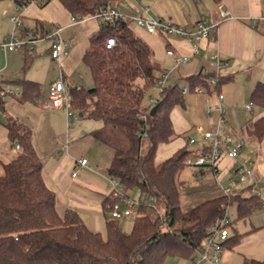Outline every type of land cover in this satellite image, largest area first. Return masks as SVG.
Wrapping results in <instances>:
<instances>
[{
	"label": "crops",
	"instance_id": "1",
	"mask_svg": "<svg viewBox=\"0 0 264 264\" xmlns=\"http://www.w3.org/2000/svg\"><path fill=\"white\" fill-rule=\"evenodd\" d=\"M12 3L16 8L9 5L1 14L0 40L14 32L20 38H26L30 34L38 35L61 27L62 36L73 42V49L64 61L68 63L70 72L78 70L86 82V85L84 82L81 85L78 81L71 80L60 67L66 87H92L93 79L83 62V56L91 36L99 31L101 24L98 22L97 26H93L86 24L87 21L72 23V14L60 0H51L44 6L32 3L24 8ZM113 7L128 18L148 14L184 26H193L201 20L215 25L210 36L199 42V53H195V40L164 33L153 35L129 19L135 34L153 51V59L158 68L156 77L162 72H170L168 87H190L189 77L201 73L211 76L219 74L226 79L219 88V94L224 96L222 126L219 125V112L208 113V104L212 107L218 104L214 90H207L204 94H186L185 105L177 106L171 112L175 137L158 147L155 163L162 164L183 148L194 152L197 148L189 144V138L199 139V128L216 131L222 127L225 131L240 136L244 140V147L237 160L224 158L217 171L209 167L194 169L199 172L200 179L211 177L208 183L202 181L206 186L200 192L202 198H206L203 201L222 196L223 189L230 187L234 194H256L261 202L259 209L243 219L238 217V206L233 205L235 217L232 219L228 215L232 223L230 235L242 237L238 244L232 247L226 245L220 264L264 261V138H252L249 132L252 125L264 117V109L256 104L253 111L246 108L252 102L251 94L256 85L264 83V0H120ZM225 10L231 12L232 17L224 20L221 11ZM14 11L21 21L17 27L11 21L16 15L12 16ZM42 43L35 44L29 50H0V88L10 92L3 99L0 110V176L4 174V164L12 162L20 151L16 148L18 143L12 144L6 127V122L12 118L32 130L33 146L43 161V177L47 186L57 195L58 213L64 216L67 210L72 209L90 229L101 232L106 229V216L110 217L109 212H105L104 201L109 196L107 169L113 154L109 163L101 165L102 170L98 171L100 156L106 151V145L91 135L94 130L89 134L86 145L79 144L82 139L88 138L83 126H70L71 118H68L63 109L46 108L50 86L60 75L55 69L58 62L51 57L49 42ZM76 50L79 52V59L74 55ZM170 50L175 55H169ZM178 56L189 58V61L180 63ZM22 81L37 84L38 90L32 89L25 94ZM159 96L156 87L151 89L144 102L145 106L150 105L151 98L157 99ZM97 125L96 130L102 128L100 122ZM86 148L90 156L84 152ZM82 158L88 159V167H78L76 161ZM242 163L253 164L254 183L241 184L235 177L234 165ZM76 170L77 177L74 178L72 174ZM184 170L180 181L185 185L186 182L182 179ZM220 178L226 182H234L235 186H224ZM198 259L199 254L193 259L168 258L165 264H209L205 261L198 262Z\"/></svg>",
	"mask_w": 264,
	"mask_h": 264
},
{
	"label": "trees",
	"instance_id": "2",
	"mask_svg": "<svg viewBox=\"0 0 264 264\" xmlns=\"http://www.w3.org/2000/svg\"><path fill=\"white\" fill-rule=\"evenodd\" d=\"M3 1L6 0H0V4ZM10 1L24 8L32 3L44 6L51 0ZM119 1L60 0L73 17L113 7ZM131 23L121 19L115 26L101 24L83 56L93 86L69 90L74 111L103 123L91 135L113 151L108 175L120 180L127 192L138 189L140 195L155 199L164 221L145 204L130 232L123 231L118 220L106 216L104 236L90 229L72 209L61 216L57 195L43 177V161L33 146L31 128L10 118L6 127L11 142L18 143L21 150L12 162L4 164V174L0 176V264H165L168 258L193 259L204 249L211 228L228 218L231 206H238L241 219L261 207L256 194H223L187 211L182 209L180 192L184 184L180 176L193 151L183 148L160 165H156L155 158L158 147L175 137L171 112L185 105V94L178 85L167 87L157 100V111L151 115L150 106L144 102L155 87L158 68L152 49L135 34ZM110 37L115 38L116 44L108 49ZM214 76H190V91L195 93L199 86L210 91L209 80ZM225 81L218 76V93ZM21 83L25 94L38 90L35 83ZM251 100L264 109V83L256 85ZM249 132L252 138H264V117ZM111 202L112 198L107 196L106 213ZM227 227L230 230L232 223ZM241 237L230 235L224 247L238 244Z\"/></svg>",
	"mask_w": 264,
	"mask_h": 264
},
{
	"label": "built area",
	"instance_id": "3",
	"mask_svg": "<svg viewBox=\"0 0 264 264\" xmlns=\"http://www.w3.org/2000/svg\"><path fill=\"white\" fill-rule=\"evenodd\" d=\"M222 19H229L232 17L231 12L225 10L221 11ZM121 19H131L139 26L144 27L150 34L156 35L158 33H164L168 35H176L185 39L195 40L197 43L194 45V52L199 53L200 45L203 39H207L214 26L212 23L201 20L193 26H184L179 24H174L170 21L161 20L155 16L144 14L142 16L128 18L124 16L116 7H109L107 9L97 10L92 14L84 17H73L72 23L76 24L82 21L97 20L100 24H109L115 26V24ZM11 21L14 23L15 27L21 24L19 17L13 16ZM39 39H46L51 42V57L61 64L62 59L69 56L73 49V42L66 40L62 36V28L56 27L53 30L44 34V36H39L37 34H30L26 38H20L15 32L0 41V50L4 52H14L21 50L32 49L33 46ZM116 40L114 37H110L106 43V47L111 49L115 46ZM169 55H175V53L170 50ZM216 58V57H215ZM178 61L180 63L188 62L189 58L178 56ZM170 72H162L158 77H156L155 87L157 88L159 94L164 92L168 87V80L170 78ZM218 76L211 77L209 84L211 89L217 94L218 104L212 107L208 104V113L212 111H217L220 114L219 125L222 126L224 123V108L223 99L224 96L219 94L215 89L218 83ZM207 91L205 87H197L195 93L204 94ZM190 87L186 86L182 88L183 94L190 93ZM10 92L7 90L0 91V110L3 99ZM73 96L70 90L66 87L63 74L61 78L53 82L50 86L48 93V102L46 108L50 110H65L68 118L73 116L74 109L72 107ZM158 98L150 99V110L156 105ZM254 103L250 102L247 104L246 108L249 111H253ZM1 113V111H0ZM200 134V139L204 143L200 145L193 153L192 156L185 160V166L190 167H209L214 171L218 170V167L224 158H229L231 160H237L243 151L244 140L231 132L225 131L222 127L216 131L198 129ZM197 138H189L190 145H197ZM18 150H21L19 144L16 145ZM88 159L82 158L76 161L79 168L88 167ZM253 164H235L234 165V175L241 184L254 183V173ZM72 176L77 177V170L73 172ZM107 184L109 189V196L112 198V202L107 205L110 217L115 220H120L123 218L136 219L139 216L140 208L145 204H148L151 208L159 213V216L164 221V216L156 206L155 199L149 200L147 196L140 195L138 200L132 199L128 196L127 190L120 180L108 177ZM223 194L231 196L234 194L232 188H224ZM228 218L223 219L218 225L211 228L209 235L205 241L204 249L199 253L198 262H208L209 264H220L221 256L225 250L224 243L230 236V230L227 227L230 224Z\"/></svg>",
	"mask_w": 264,
	"mask_h": 264
},
{
	"label": "rangeland",
	"instance_id": "4",
	"mask_svg": "<svg viewBox=\"0 0 264 264\" xmlns=\"http://www.w3.org/2000/svg\"><path fill=\"white\" fill-rule=\"evenodd\" d=\"M88 1L91 2V3L93 2V0H88ZM9 5L13 6L12 8H14V9L16 8V7H14V4L10 0L3 1L0 4V21H1V18H2L1 14L6 10V7L9 6ZM13 15L18 16L17 12H15V11H14V14H12V16ZM7 23H8V20H7L6 24ZM87 23H89V24H91L93 26H97L98 21L97 20H88L86 22V24ZM5 26H7V25H5ZM11 29L13 31V27ZM46 41L49 42L50 49H51V42L46 40V39H39L36 42V44H39V43H42V42H43L42 44H45L44 42H46ZM77 50H76V52H74V55H75L76 59H79V56H78L79 52ZM64 60H65V58L62 59V63L61 64L57 63L56 67H55V69L57 70L58 75H60L59 79L61 78V75H62L60 73V69L62 68L61 71H64V73H66L68 75V78H70L73 81H78V83H80L81 85H84L86 82H85V80H83L84 79L83 74H81L78 70H75V72H70L71 70H69V65ZM59 65H61V66H59ZM72 73H74L73 76H71ZM51 76H52V74H50V77ZM83 82H84V84H83ZM188 95H185V96L187 97ZM187 102H188V100H187ZM99 122L103 126V123L101 121H99ZM99 122L94 120V119H91V118H80L79 114L76 111L73 112V116L71 117L70 126L74 127L77 124H80L84 128V130H85L84 132L88 134V138L82 139V141H80L79 144L84 143L86 145V140H89V138H90L89 134L93 130H96V128L98 127L97 124ZM203 143L204 142L202 140H199L197 146L195 145V147L199 148L200 145H202ZM105 150H106L105 152L103 151L104 153L102 152L103 156H100L101 160L99 162L100 164H99L98 169H97L100 172L102 170L101 165H106V163H109V161L111 160V156L113 154V151H112V149L110 147L105 146ZM84 152L87 153L88 156H90V152H89V150L87 148H86V150H84ZM195 168H198V167H195ZM183 174L184 175L182 176V179L185 180L186 183L181 188V192H180L181 193V206H182V209L184 211H187L191 207H193L194 205L199 204V203H201V201L206 199V198H202V195L200 193L206 187L202 183V181H205L206 183H208L207 181H211V177L210 176H206L205 178L200 179L199 172L197 173L195 171L194 167H190V166L186 167V169L184 170ZM219 180L221 181L222 178H220ZM222 183H223L224 186H229V185L235 186L234 182H226L225 179L222 180ZM127 194H128L129 197H131L132 199H135V200H138L140 198V193H139L138 189L129 190L127 192ZM159 210L163 214L162 209L159 208ZM228 215L232 219L235 217V207L231 206L228 209ZM118 222H119V225H120V227H121V229L123 231L130 232L132 227H133L134 219H132V218H123V219L118 220ZM101 232L103 233L104 236L106 235V229L105 228Z\"/></svg>",
	"mask_w": 264,
	"mask_h": 264
},
{
	"label": "water",
	"instance_id": "5",
	"mask_svg": "<svg viewBox=\"0 0 264 264\" xmlns=\"http://www.w3.org/2000/svg\"><path fill=\"white\" fill-rule=\"evenodd\" d=\"M158 104L157 105H155L152 109H151V115H154L155 114V112L157 111V109H158ZM80 116H82V114H80Z\"/></svg>",
	"mask_w": 264,
	"mask_h": 264
}]
</instances>
